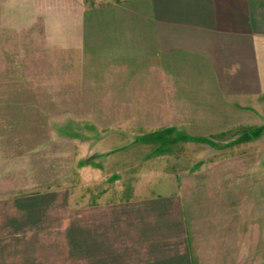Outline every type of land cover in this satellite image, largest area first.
<instances>
[{"label":"crops","instance_id":"0c3cea01","mask_svg":"<svg viewBox=\"0 0 264 264\" xmlns=\"http://www.w3.org/2000/svg\"><path fill=\"white\" fill-rule=\"evenodd\" d=\"M71 2L103 26L75 41L76 67L85 47L102 61L135 108L119 121L147 123L133 136L157 151L90 168L104 186L61 230L56 264H264V0Z\"/></svg>","mask_w":264,"mask_h":264},{"label":"rangeland","instance_id":"374dc122","mask_svg":"<svg viewBox=\"0 0 264 264\" xmlns=\"http://www.w3.org/2000/svg\"><path fill=\"white\" fill-rule=\"evenodd\" d=\"M98 15L71 0H0V264H56L61 230L104 186L90 184V168L157 151V140L133 136L147 123L119 121L135 108L120 107V92L106 89L116 81H107L102 61L85 47L76 67L75 41L103 34ZM143 108L137 118L150 119ZM37 192L43 197L32 200Z\"/></svg>","mask_w":264,"mask_h":264}]
</instances>
